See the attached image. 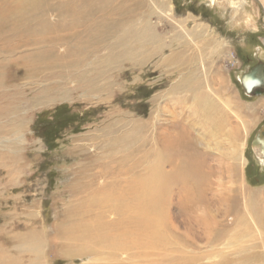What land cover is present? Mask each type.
Instances as JSON below:
<instances>
[{
    "label": "rangeland",
    "instance_id": "obj_1",
    "mask_svg": "<svg viewBox=\"0 0 264 264\" xmlns=\"http://www.w3.org/2000/svg\"><path fill=\"white\" fill-rule=\"evenodd\" d=\"M115 1L98 4L115 9ZM136 1H142V10L134 25L123 24L117 43L107 39L108 33H102L107 36L102 43H94L102 36L94 34L93 47L101 51L72 73L71 68L51 75L45 70L30 79L28 63L21 59L24 49L13 57L3 51L7 41L0 40V264H264V223L246 204L258 192L264 209V157L253 143L264 126V92L249 94L243 81L252 65L264 62V0H134L137 10ZM10 15L0 12V26ZM47 16L54 26L58 23L55 10ZM155 32L167 40L162 43ZM156 44L163 50L152 56L149 50ZM176 53L183 55L182 62H161L160 56ZM51 83L55 97L45 94ZM182 94L186 101L180 100ZM203 96L221 110L225 124L216 135L205 131ZM43 114L42 123L54 126V149L36 131ZM13 125L20 129L9 141ZM183 125L205 155L204 169L212 168L205 188L212 193L238 188L240 195H234L242 205L207 236L198 222L192 220L193 227L175 222L182 191L173 184L165 239L126 248L131 236L119 232V241L107 227L122 215L120 194L135 191L144 175L157 177L151 171L154 151L164 137L175 141ZM165 169L171 167L165 164ZM108 195L109 202L101 199ZM201 214L196 211L195 217ZM72 229L75 235H67ZM134 229L137 240L141 231Z\"/></svg>",
    "mask_w": 264,
    "mask_h": 264
},
{
    "label": "bare ground",
    "instance_id": "obj_2",
    "mask_svg": "<svg viewBox=\"0 0 264 264\" xmlns=\"http://www.w3.org/2000/svg\"><path fill=\"white\" fill-rule=\"evenodd\" d=\"M0 1L3 4V8L0 9V12H4V13L7 12L11 14L10 20H8L5 23H2L0 26V40L7 41V43L2 42L4 43L3 51H6L7 53L12 54L13 57L14 56L16 57L18 51L21 48L24 49L22 50V52L24 51L25 55H22L21 59L23 61L26 60L28 63L25 67H26V71L29 74L28 78L30 79H33L38 74L41 75L45 70L50 71L48 75L49 74L51 75L55 73L54 72L55 69H60L58 72H62L65 70H66L65 72H69V69L71 68L70 73H72L73 68H77L79 65H82L83 63L85 66L86 63L88 62V59L92 58L93 53L95 54V51L99 49L93 47V44L91 42L97 35H102L101 41H97L94 43L100 44L102 43L103 38L107 37L105 34L102 33H108L107 39L117 43L118 39L115 37L116 33H118L121 27L123 28V24L127 22H129V24L131 25L132 24L134 25L136 20V15H138L142 10V4H140L142 1H140V3L136 1V3L138 4L136 10L134 0L132 3L128 5L122 3L123 0H116L114 4L115 9H112L113 6H111L108 3H107L108 5H106V7L104 8L99 7L98 1L100 2L101 0H0ZM94 1L96 3H93ZM126 1L127 0H125V2ZM162 5L163 7H166L167 3L163 1ZM145 8H143L142 13L146 12L148 16L150 12L144 11ZM49 10H55L59 16L58 23L55 26L47 18L48 17L47 12ZM100 11L102 12L101 15H100ZM22 12L28 15H25ZM24 18L25 19L29 18V23L24 21L22 22ZM107 20L110 21L108 22ZM23 25H27V26H23ZM99 26L100 28L97 29ZM151 28L153 29V26ZM143 33H147V32L144 31ZM94 34L97 35L94 36ZM149 34L153 35L151 33ZM143 36L145 37V35ZM155 36H159L157 32H155ZM162 38L163 36L161 35L159 36L158 40L164 43L163 41L167 39H163L162 41ZM151 41L154 43L155 37ZM60 44L65 45L63 50L58 49ZM101 49L102 48L99 49V52L101 51ZM162 50L163 47L156 44L149 51H151L152 56H155L158 55L159 52H161ZM149 55L150 53H148V55L147 56L145 55L144 57L147 58ZM160 59L161 62L165 65L166 64L175 65L178 62L180 63V60L182 62L184 57L182 54L176 53L173 54L170 58L169 57L161 58L160 56ZM89 68L87 69L85 67V70L88 71ZM199 72L200 71H198V73ZM1 74H2V69L0 70V84L2 85L4 81ZM33 82L34 81H32L31 83ZM53 82L57 83V80L55 79ZM192 82H193L192 83L193 86L195 87L199 86V84L197 83L198 81H192ZM54 83H51L50 88L45 91V94L47 93L52 94L53 97H55L57 93L55 92L56 84ZM104 85L106 84H103V86ZM18 89H21L20 85ZM178 90L180 89H174V91H178ZM187 98L188 97L186 96V94H182L180 100L186 101ZM204 100L206 99L203 96L202 101ZM201 110H202L201 114H203L202 122L205 123L208 127L207 129H205V131L211 135H216L219 127L220 126L222 127L225 124V123L223 124V122L220 121V114H221L220 108L216 107L214 104H211L207 100L204 101V105H201ZM214 128H216V132L214 131ZM18 129L20 128H17L13 125L11 126V128H9V131L7 130L11 134L10 138L12 135L16 133V130ZM187 131H188V127L183 125L180 131L178 132L175 141L167 137H164L161 140L160 142L161 145L159 149L154 151V157L156 160L154 161L153 168L152 169L151 167L149 168L151 169L152 172L154 171L157 177H155V175L150 177H147V175L146 176L144 175L143 177L137 175L140 177V179L136 180L139 182L136 183L141 185L137 186L135 191L133 192L120 194L121 200L117 203L118 204L117 207H119V209L121 210L120 212L122 213V215L119 213V218L117 222H115V224L112 223L113 225L107 227L111 229L113 228L112 231L118 233L115 234L114 238H118L119 235H121L119 234V232H122V235L131 236L130 239L128 238L129 243L127 244L126 248L128 246L137 245V244L155 245L159 243L158 241L159 238H161V240L165 239L164 235L168 233L165 232L164 227L166 225L167 216L170 212H172V206H173L172 199L169 196L173 184H178L181 187V191H182L181 197L178 199L177 202L178 204L174 206V208L178 209L180 212V214L178 213L177 218H175V222L177 220H181L183 223L188 224V227L189 226L193 227V223L189 225V223L192 220H193L192 222H198V225H202V227L206 230V232L209 233L207 236H209L214 231L215 228L221 227V225L223 224L222 221H224L223 220L224 217L232 215L236 210H238L241 207L242 205V201H240L241 197L239 198L237 195H234L237 194L236 191L240 195V189L232 187L230 192L226 191L224 193H212L210 192L209 189L205 188L206 186L205 182H208L210 176L212 175V168L210 167L209 170L204 169L207 168V161L205 155L202 151L198 149L196 141L186 136ZM9 141H12V138ZM257 148L260 151V148L259 147ZM165 164L169 165L171 169L166 170ZM124 168L125 167H123V169ZM125 171H127V169ZM118 194L113 195V197L117 196ZM109 197H111V195H108V197L102 196L101 199L109 202L108 199ZM95 200L96 202L103 203L102 200H98L97 198ZM260 200H262L261 194L256 192L255 194H252L246 199V204L248 205V209L255 215L257 219H259L260 223L263 224L264 209L262 208ZM104 206L106 205H103L102 208H104ZM188 210H192V211L189 217L184 218ZM196 211L202 212L201 219H197L195 217ZM213 211H216V214H213L212 213ZM183 213H185V215ZM218 217L220 218L218 219ZM243 223H246V221L244 220ZM118 227L120 229H117ZM135 227H137L138 230L141 231L140 234H138L139 236L137 240H136L137 230L134 229ZM150 228H152L151 233L149 232ZM75 232L76 231L72 229L70 231V234L67 235L73 236L75 235ZM118 240L120 241L121 239L118 238Z\"/></svg>",
    "mask_w": 264,
    "mask_h": 264
},
{
    "label": "water",
    "instance_id": "obj_3",
    "mask_svg": "<svg viewBox=\"0 0 264 264\" xmlns=\"http://www.w3.org/2000/svg\"><path fill=\"white\" fill-rule=\"evenodd\" d=\"M243 81L245 83V89L248 90L249 94L264 92V62L257 64L251 68L248 73H245ZM262 132H264V126L255 136L253 143L257 147H261L262 151H264V146L262 144L264 141L262 140L261 136Z\"/></svg>",
    "mask_w": 264,
    "mask_h": 264
},
{
    "label": "trees",
    "instance_id": "obj_4",
    "mask_svg": "<svg viewBox=\"0 0 264 264\" xmlns=\"http://www.w3.org/2000/svg\"><path fill=\"white\" fill-rule=\"evenodd\" d=\"M54 111H58L57 108ZM45 116L46 114H43L39 117L40 121L36 125V131L38 132L37 134H40L43 137L46 145H48L50 149H54L56 145L54 143L56 137H54V135L52 136V129L54 128V126L51 123L50 124L42 123ZM72 117L73 116H68L67 119Z\"/></svg>",
    "mask_w": 264,
    "mask_h": 264
},
{
    "label": "flooded vegetation",
    "instance_id": "obj_5",
    "mask_svg": "<svg viewBox=\"0 0 264 264\" xmlns=\"http://www.w3.org/2000/svg\"><path fill=\"white\" fill-rule=\"evenodd\" d=\"M261 62H262V61H259L258 63H255L254 65L251 66V68H253L254 66H256L257 64H259V63H261ZM251 68H250V69H251ZM250 69H249V70H250ZM249 70H248V71H249ZM248 71H247L246 73H248ZM257 93H258V92H257ZM260 130H261V128H259V129L257 130L256 135H257V133H258ZM261 136H262V140L264 141V132L261 133ZM262 144H263V146H264V143H262ZM259 152H260V155H261L262 157H264V151H262L261 147H260V151H259Z\"/></svg>",
    "mask_w": 264,
    "mask_h": 264
},
{
    "label": "crops",
    "instance_id": "obj_6",
    "mask_svg": "<svg viewBox=\"0 0 264 264\" xmlns=\"http://www.w3.org/2000/svg\"><path fill=\"white\" fill-rule=\"evenodd\" d=\"M260 2L262 3V2H263V0H260Z\"/></svg>",
    "mask_w": 264,
    "mask_h": 264
}]
</instances>
